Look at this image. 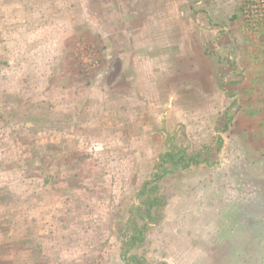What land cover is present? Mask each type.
I'll return each instance as SVG.
<instances>
[{"label": "rangeland", "instance_id": "rangeland-1", "mask_svg": "<svg viewBox=\"0 0 264 264\" xmlns=\"http://www.w3.org/2000/svg\"><path fill=\"white\" fill-rule=\"evenodd\" d=\"M124 1L0 0V264H264L261 6Z\"/></svg>", "mask_w": 264, "mask_h": 264}, {"label": "crops", "instance_id": "crops-1", "mask_svg": "<svg viewBox=\"0 0 264 264\" xmlns=\"http://www.w3.org/2000/svg\"><path fill=\"white\" fill-rule=\"evenodd\" d=\"M124 3H129L131 5V0H126L123 3H120V5H122ZM185 3H186V1H185ZM185 3L183 1L181 2V0H179V5L180 4H185ZM180 9H181V7H179V10ZM123 13H124L125 16H127V15L134 14V13H137V12H133V11L130 10V11H125V12L122 11V14ZM186 13H187V11L184 9V12H178V16H164L163 17V22H162V27H166L168 25L173 26V24H174V25L177 26L178 30L180 31L179 32L177 30L179 32V38L180 37H186L185 34H184L185 30L182 31V29H183L182 25L185 26L186 23H187ZM180 41H182V39L176 40V41H172L169 38L167 42L165 40L166 45H168L167 47L178 46L177 51H181V46L185 45L184 41H182V42H180ZM185 51H186V49L184 50V53H185ZM121 52H122V50L118 49V57L120 56ZM184 53L182 52L181 54L184 56Z\"/></svg>", "mask_w": 264, "mask_h": 264}, {"label": "built area", "instance_id": "built-area-1", "mask_svg": "<svg viewBox=\"0 0 264 264\" xmlns=\"http://www.w3.org/2000/svg\"><path fill=\"white\" fill-rule=\"evenodd\" d=\"M249 2H255L256 4H257V6H261V12H259V13H261L260 14V21L261 20H264V0H249Z\"/></svg>", "mask_w": 264, "mask_h": 264}, {"label": "trees", "instance_id": "trees-1", "mask_svg": "<svg viewBox=\"0 0 264 264\" xmlns=\"http://www.w3.org/2000/svg\"><path fill=\"white\" fill-rule=\"evenodd\" d=\"M186 167V166H185Z\"/></svg>", "mask_w": 264, "mask_h": 264}]
</instances>
